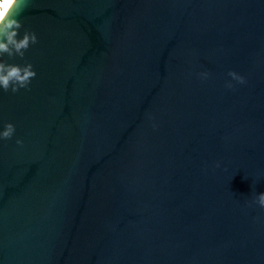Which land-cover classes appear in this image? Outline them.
<instances>
[{
    "label": "water",
    "instance_id": "obj_1",
    "mask_svg": "<svg viewBox=\"0 0 264 264\" xmlns=\"http://www.w3.org/2000/svg\"><path fill=\"white\" fill-rule=\"evenodd\" d=\"M17 7L0 264H264V0Z\"/></svg>",
    "mask_w": 264,
    "mask_h": 264
},
{
    "label": "clouds",
    "instance_id": "obj_2",
    "mask_svg": "<svg viewBox=\"0 0 264 264\" xmlns=\"http://www.w3.org/2000/svg\"><path fill=\"white\" fill-rule=\"evenodd\" d=\"M18 3L19 0H2L0 3L3 8V11H0V89L4 92L11 90L12 93H16L20 89H29L31 81L36 77L31 63L20 65L7 63L3 59L5 55L9 58L23 59L30 46L38 42L37 35L32 31L25 30L22 38L19 37V30L23 25L17 18ZM200 75L207 78L209 74L204 72ZM228 75L239 83L245 82L244 77L234 71H230ZM226 86L231 88L232 84L228 83ZM14 133V124L6 123L3 130L0 131V140L11 139ZM16 144L22 146L23 140L17 139ZM255 203L264 208V192L258 194Z\"/></svg>",
    "mask_w": 264,
    "mask_h": 264
},
{
    "label": "bare ground",
    "instance_id": "obj_3",
    "mask_svg": "<svg viewBox=\"0 0 264 264\" xmlns=\"http://www.w3.org/2000/svg\"><path fill=\"white\" fill-rule=\"evenodd\" d=\"M0 3H2V1H1ZM0 11H3V8H2V6H0Z\"/></svg>",
    "mask_w": 264,
    "mask_h": 264
},
{
    "label": "rangeland",
    "instance_id": "obj_4",
    "mask_svg": "<svg viewBox=\"0 0 264 264\" xmlns=\"http://www.w3.org/2000/svg\"><path fill=\"white\" fill-rule=\"evenodd\" d=\"M2 0H0V2H1Z\"/></svg>",
    "mask_w": 264,
    "mask_h": 264
}]
</instances>
